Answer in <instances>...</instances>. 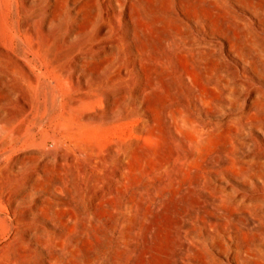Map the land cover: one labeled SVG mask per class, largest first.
<instances>
[{"label": "rangeland", "instance_id": "rangeland-1", "mask_svg": "<svg viewBox=\"0 0 264 264\" xmlns=\"http://www.w3.org/2000/svg\"><path fill=\"white\" fill-rule=\"evenodd\" d=\"M12 19L61 110L92 98L44 123L43 89L41 143L0 145V264H264V0H0V51Z\"/></svg>", "mask_w": 264, "mask_h": 264}, {"label": "bare ground", "instance_id": "bare-ground-1", "mask_svg": "<svg viewBox=\"0 0 264 264\" xmlns=\"http://www.w3.org/2000/svg\"><path fill=\"white\" fill-rule=\"evenodd\" d=\"M28 10L30 9L25 8V7L23 8V12L24 11L26 12ZM12 15L15 17L16 15L15 10L12 11ZM16 21L17 20L12 19L13 27L11 28V32H12L11 43L15 45L14 47L16 49V52H13V51L11 52V50H9L5 46H3L5 48V51L4 50L0 51V57L6 62L7 61L9 62L10 68L15 73V75H9L10 73L8 74L9 75L8 79L5 83H3V89L0 92V95L2 96V98H4V101L2 102L0 106V108L2 109L1 112H3V116H4V121L2 125L0 126V145L5 146L9 143L20 144V143H26L29 141L33 145L36 146V144L41 143L42 137L40 136V133L36 132L38 122L34 125H31L32 123L31 117L33 114V102L32 101H33V98H37V96H39L40 91L45 89V91L43 90L44 91L43 93L45 94L44 102L46 103L45 110L47 111V119L44 121V123H47L48 120H56L57 123H59L61 126H66L68 122H70V120L73 118L77 119L78 121L84 124L89 123L90 119L88 117L81 118V115H82V110L84 106L87 104V101L91 99L92 97L90 98L87 94L83 93L80 96L78 97L76 96L74 99H71L70 102L66 103L65 108L61 110L62 108L60 109L58 107V101L59 102L61 101L60 99L61 96H59L57 93H51L48 87H45V86L43 87L36 73L34 71L33 73L32 71L31 72L28 71V68L31 70H33L32 67L37 68L34 62L27 59L26 55L22 53V48H21L22 43L24 41L22 38V32L25 34H28L29 31L31 32L33 28V26L31 27L30 25L31 22L30 21L29 22L26 21L27 23L24 22L25 24L24 25L22 24L23 29L21 32V30L16 26ZM36 46L37 44L32 47L35 53L37 52ZM31 63H33V65ZM79 65L80 63L76 62V66H79ZM25 66L28 68L26 69ZM0 71L6 72L5 70L3 71L0 70ZM32 158L36 159L35 156ZM3 168L4 166L0 168V171H2Z\"/></svg>", "mask_w": 264, "mask_h": 264}]
</instances>
